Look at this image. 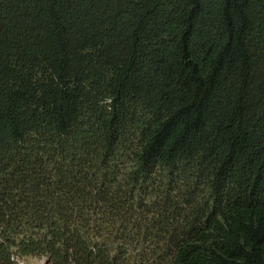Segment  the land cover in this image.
Returning a JSON list of instances; mask_svg holds the SVG:
<instances>
[{
	"label": "trees",
	"instance_id": "obj_1",
	"mask_svg": "<svg viewBox=\"0 0 264 264\" xmlns=\"http://www.w3.org/2000/svg\"><path fill=\"white\" fill-rule=\"evenodd\" d=\"M264 264V0H0V264Z\"/></svg>",
	"mask_w": 264,
	"mask_h": 264
},
{
	"label": "rangeland",
	"instance_id": "obj_2",
	"mask_svg": "<svg viewBox=\"0 0 264 264\" xmlns=\"http://www.w3.org/2000/svg\"><path fill=\"white\" fill-rule=\"evenodd\" d=\"M21 264H46L45 260H29V261H21Z\"/></svg>",
	"mask_w": 264,
	"mask_h": 264
}]
</instances>
